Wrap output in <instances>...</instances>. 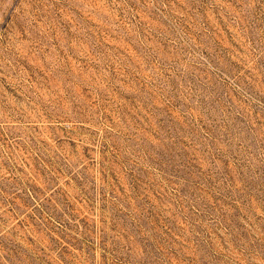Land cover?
I'll list each match as a JSON object with an SVG mask.
<instances>
[{
	"label": "rangeland",
	"instance_id": "1",
	"mask_svg": "<svg viewBox=\"0 0 264 264\" xmlns=\"http://www.w3.org/2000/svg\"><path fill=\"white\" fill-rule=\"evenodd\" d=\"M0 264H264V0H0Z\"/></svg>",
	"mask_w": 264,
	"mask_h": 264
}]
</instances>
